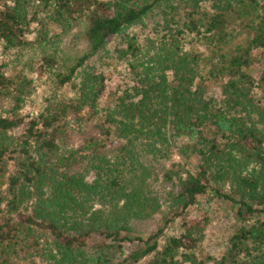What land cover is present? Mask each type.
Returning <instances> with one entry per match:
<instances>
[{
  "label": "trees",
  "instance_id": "16d2710c",
  "mask_svg": "<svg viewBox=\"0 0 264 264\" xmlns=\"http://www.w3.org/2000/svg\"><path fill=\"white\" fill-rule=\"evenodd\" d=\"M166 1L0 0V53L32 49V25L47 21L83 22L87 44L62 72L53 54L40 58V73L72 96L49 98L33 117L23 109L34 80L0 60V264H208L197 257L203 227L186 220L202 197L228 203L237 224L210 264H264V0H224L204 24L187 13L156 45L130 38L114 50L128 71L117 84L90 67ZM185 33L205 50L184 51ZM172 154L185 164L165 172L174 187L159 198L145 163ZM163 206L161 224L141 234ZM177 219L181 234L160 245Z\"/></svg>",
  "mask_w": 264,
  "mask_h": 264
},
{
  "label": "rangeland",
  "instance_id": "374dc122",
  "mask_svg": "<svg viewBox=\"0 0 264 264\" xmlns=\"http://www.w3.org/2000/svg\"><path fill=\"white\" fill-rule=\"evenodd\" d=\"M219 3H224V0H167L156 7L141 24L128 28L122 34L111 38L107 45V52L95 57L90 62V67L102 68L106 74L110 75V85L117 84L127 76L128 71L125 63L114 58L115 49L126 48V43L130 38H134L137 43L144 45V47L149 42L156 45L164 37L169 38L171 34H175L177 30L184 28L183 22L186 21L187 13H192L196 21L204 24L206 18L215 12V5ZM54 24L47 21L44 28L37 24L32 25L27 40L34 42V46L32 49L24 51L22 55H18L16 51H12L10 54L0 53V60L10 65L9 70L12 67L18 70L23 69L24 73L34 80L35 94L32 101L23 109V115L27 117H33L44 109L46 100L49 98L51 99L56 95L67 98L72 96L69 88H57L48 74L40 73L38 68L40 58L53 54L58 68L55 70L62 72L66 66L73 64L74 60L87 51V44L83 38V22L78 25L56 26ZM237 25L231 26L230 31L235 36L236 41H242L244 35L240 33ZM200 30L203 32L204 27H200ZM40 32L46 33V38L41 45H38L37 38H39ZM207 43L201 36L198 37L191 33H185L181 38V48L186 52L191 51L192 48L203 52ZM259 61L264 63V54H260ZM262 68H264V64ZM211 91L212 93L216 91L215 86ZM258 95L264 101V92L259 91ZM184 161L175 154H172L169 159L150 158L146 160L145 164L150 177L148 182L159 198H165L174 187L172 183L165 181V172L174 170L175 165L173 164ZM189 164H194L193 158L186 161V165ZM164 209L163 206L159 214H154L151 219L140 222L136 229L145 236L154 231L161 224ZM186 220L203 227V237L198 247L197 257L207 260L208 264L212 260H218L226 252L228 240L237 225L234 210L228 203L210 200L208 197H202L198 200L197 205L188 211ZM181 224L180 219L170 224L165 230L160 245L164 244L166 238L180 235L182 232ZM131 250L132 247L126 246L121 259L126 257ZM140 264L145 263L141 262Z\"/></svg>",
  "mask_w": 264,
  "mask_h": 264
},
{
  "label": "built area",
  "instance_id": "2783aa9c",
  "mask_svg": "<svg viewBox=\"0 0 264 264\" xmlns=\"http://www.w3.org/2000/svg\"><path fill=\"white\" fill-rule=\"evenodd\" d=\"M97 1L106 2V1H109V0H97Z\"/></svg>",
  "mask_w": 264,
  "mask_h": 264
}]
</instances>
